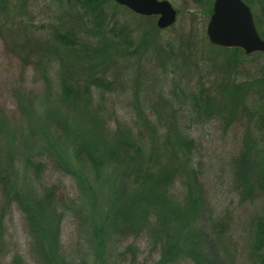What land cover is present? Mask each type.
I'll use <instances>...</instances> for the list:
<instances>
[{
    "label": "rangeland",
    "instance_id": "obj_1",
    "mask_svg": "<svg viewBox=\"0 0 264 264\" xmlns=\"http://www.w3.org/2000/svg\"><path fill=\"white\" fill-rule=\"evenodd\" d=\"M167 1L177 12L176 21L158 31L152 28L155 16L137 15L110 0L100 14L78 0H7L0 6V117L16 130L17 188L22 193L54 191L61 214L54 264H156L169 237L182 249L172 264H195V257L200 264H264V248L259 260L251 246L264 195L241 198L232 171L246 136L264 150V57L233 62L227 52L208 45L205 28L213 0ZM246 4L255 24L259 5ZM59 35L75 44L60 42ZM62 75L71 85L88 75L104 76L108 88L90 87L87 105L78 104L83 115L76 116L69 103L57 99ZM192 96L202 105L194 107ZM20 97L30 105V120L20 114ZM47 110L65 119L69 132H87L88 116L103 125L106 140L119 128L130 130L131 136L145 139L146 153L160 147L163 135L176 125L194 144L193 213L178 222L171 220L170 210L162 223L149 216L139 231L122 236L109 227L98 249L93 230L107 229L108 209L124 186L111 167L96 176L77 162L70 135L47 122ZM40 125L57 153L87 180V188L58 162L45 139L29 137ZM4 150L1 142V166ZM26 157L41 164L37 176L24 166ZM259 158L264 161V152ZM186 193L182 180L174 179L168 194L180 207ZM47 256L19 205L8 202L0 187V264H52Z\"/></svg>",
    "mask_w": 264,
    "mask_h": 264
},
{
    "label": "trees",
    "instance_id": "obj_2",
    "mask_svg": "<svg viewBox=\"0 0 264 264\" xmlns=\"http://www.w3.org/2000/svg\"><path fill=\"white\" fill-rule=\"evenodd\" d=\"M6 1L0 0V6L3 7ZM78 1L84 7L100 14L101 7L108 0ZM244 1L251 6L253 3L259 5L261 18L259 15L254 16L255 25L258 28L259 35L264 39V27L262 30L260 29L261 22L264 24V0ZM152 28L154 31L159 30L156 26ZM58 39L63 43L75 44L74 39L66 36L59 35ZM208 45L227 52L229 61L236 62L240 57H245L238 49H221ZM71 46L72 48L74 47V45ZM82 55L86 56L87 52L82 50ZM251 56L264 57V54ZM71 82L75 84H68L66 78L62 75L60 81L61 90L57 99L59 102L69 103L76 116L83 115L81 105L78 104H82V109L83 105H87L90 99V87L108 88V83L104 76L99 75H88L84 81L77 82L74 80ZM236 86L240 85H235L234 87ZM191 103L196 108L202 105L196 97L193 98ZM203 103L202 111L207 113L210 105L209 98L207 97ZM19 111L24 121L32 118L30 105L23 97H20ZM56 114V112L47 110L44 117L49 124L55 127L57 132L64 134L65 137L70 135L72 139L70 141L71 152L75 160L81 164H87L96 176L105 174L104 171L111 167L114 172L116 171V175H119L124 186V190L120 194L115 195V199L108 209L109 225L107 229L103 230L98 227L99 230L97 228L93 230L92 239L98 249L103 248L104 237L108 236L109 230H112L113 235L122 236L139 231L149 216L162 223L165 220V212L170 210L171 220L178 222L193 213V205L196 201L190 193L192 188L189 178L195 180L193 169L190 166L191 151L194 144L191 139L177 129L176 125H172V130L163 135L164 140L160 147H151L149 152L146 153L145 139L131 136L130 130L119 128L106 140L104 137L106 134L103 133V125L97 123L94 117L88 116L87 118L89 123L87 132L90 133L85 131L69 132L67 121L59 118ZM41 126L37 128L39 131H36L37 129L33 132L30 130L29 137L33 133V136L37 134L45 139L48 147L54 151L58 162L65 166L67 172L78 180L81 187L87 188V180L70 160L57 153L54 144L47 138L45 128ZM15 137L16 130L5 118L0 117V144L3 142L6 157L5 164L2 166L0 164V187L8 202H15L19 205L39 241L40 250L43 251V254L49 253L51 256L47 257L54 264L52 258L56 259L57 255V231L61 218L58 206L53 198L54 191L46 190L40 194L36 191L22 193L17 188L16 171L13 167V157L18 154V150H14L13 147ZM23 137L24 134L21 133L20 138ZM263 152L264 150H260L258 143L253 138L246 136L239 152L232 160L233 176L239 187V192H241V198L251 199L264 195V161L260 162V158L257 159V154L260 157ZM159 158H163V160L158 161ZM24 166L26 169L33 171L36 176L41 170V164L35 163L30 157L25 158ZM174 179H181L187 188L183 207H180L177 200H173L168 194V189L173 184ZM192 185L195 189V182ZM254 226L251 244L252 253L259 260H263L264 212L256 220ZM109 227L110 229L108 230ZM46 242L48 245H45ZM162 244L163 249L156 264H172L182 255V249L174 238L169 237ZM127 250L132 252L131 247H127ZM194 260L195 264H200L198 258L195 257Z\"/></svg>",
    "mask_w": 264,
    "mask_h": 264
},
{
    "label": "water",
    "instance_id": "obj_3",
    "mask_svg": "<svg viewBox=\"0 0 264 264\" xmlns=\"http://www.w3.org/2000/svg\"><path fill=\"white\" fill-rule=\"evenodd\" d=\"M133 13L155 16L158 29L170 27L177 12L167 0H113ZM205 34L210 45L238 49L245 56L264 54V39L254 24L250 7L244 0H213Z\"/></svg>",
    "mask_w": 264,
    "mask_h": 264
}]
</instances>
